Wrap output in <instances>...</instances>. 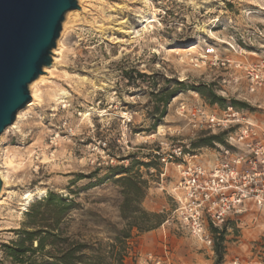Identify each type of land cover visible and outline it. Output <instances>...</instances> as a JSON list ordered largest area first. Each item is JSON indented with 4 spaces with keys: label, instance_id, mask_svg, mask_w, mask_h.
<instances>
[{
    "label": "rangeland",
    "instance_id": "rangeland-1",
    "mask_svg": "<svg viewBox=\"0 0 264 264\" xmlns=\"http://www.w3.org/2000/svg\"><path fill=\"white\" fill-rule=\"evenodd\" d=\"M63 41L61 59L38 86L39 104L26 110L21 131L11 128L0 138V169L9 178L0 198V264H12L1 245L16 238L14 230L29 206L49 191L72 196L98 215L77 217L88 221L87 234L108 240L105 222H121L114 169L134 162L150 164L134 167L148 180L143 207L165 221L136 232L129 264H139L147 252L170 264H264V209L252 208L222 229L211 228L213 244L203 243L176 220L175 179L162 184L155 155L168 143V148L184 146L200 160L216 159L217 144L198 147L197 142L222 133L199 131L192 137L177 113L181 102L220 111L233 106L264 128V91L250 92L245 80L236 83L234 72L221 65L225 58H264V0H87ZM177 82L188 87L161 115L154 94ZM198 86L206 88V97ZM209 90L221 104L210 103Z\"/></svg>",
    "mask_w": 264,
    "mask_h": 264
},
{
    "label": "built area",
    "instance_id": "built-area-1",
    "mask_svg": "<svg viewBox=\"0 0 264 264\" xmlns=\"http://www.w3.org/2000/svg\"><path fill=\"white\" fill-rule=\"evenodd\" d=\"M221 65L234 72L236 83L245 80L250 92L264 91V58L256 62L225 58ZM177 113L187 122L192 137L199 131L226 135V143L217 144L214 161L200 160L182 145L168 148L164 143L155 151L162 184L168 177L175 179L171 195L176 220L191 236L212 245L211 228L222 229L252 208L264 209V128L233 106L220 111L205 103L188 106L181 102ZM138 263L170 264L153 252L141 256Z\"/></svg>",
    "mask_w": 264,
    "mask_h": 264
},
{
    "label": "trees",
    "instance_id": "trees-1",
    "mask_svg": "<svg viewBox=\"0 0 264 264\" xmlns=\"http://www.w3.org/2000/svg\"><path fill=\"white\" fill-rule=\"evenodd\" d=\"M187 87L185 82H177L173 87L156 92L154 97L159 105L157 111L163 115L170 100ZM195 89L206 97V88L198 86ZM208 92L211 104H221L223 99L213 90ZM224 135L222 133L204 138L197 142V146L225 144ZM139 163L150 165L134 162L131 166H118L114 169L119 176L115 182L120 186L122 195L119 205L121 222L114 224L105 220L110 228L111 236L108 240L87 234L88 221L77 217L78 213L95 217H99L98 215L86 209L72 196L49 191L29 206L22 226L14 230L16 238L1 245L5 258L12 264H129L131 240L136 232L152 231L165 221L163 214L143 207L148 180L140 170L134 169L135 164ZM70 193L74 195L76 192L70 190ZM76 224L80 225L76 228Z\"/></svg>",
    "mask_w": 264,
    "mask_h": 264
},
{
    "label": "water",
    "instance_id": "water-1",
    "mask_svg": "<svg viewBox=\"0 0 264 264\" xmlns=\"http://www.w3.org/2000/svg\"><path fill=\"white\" fill-rule=\"evenodd\" d=\"M78 8V0H0V136L31 101L30 84L47 73L66 14Z\"/></svg>",
    "mask_w": 264,
    "mask_h": 264
},
{
    "label": "bare ground",
    "instance_id": "bare-ground-1",
    "mask_svg": "<svg viewBox=\"0 0 264 264\" xmlns=\"http://www.w3.org/2000/svg\"><path fill=\"white\" fill-rule=\"evenodd\" d=\"M87 0H80V4L81 6L83 7L84 9V3L86 2ZM89 1V0H88ZM86 7V6H85ZM80 15V8L78 9H75V10H72V11H69L67 14H66V21L64 22L63 24V31H62V34H61V37H59L58 39V43L56 45V47L54 48V51L53 53L55 54H52L53 56V63L51 66H46L44 68V71H47V72H51L55 66H56V63L58 62V60H60V56L62 55L63 53V49H64V41H63V38L64 36L66 35L68 29L71 28L72 26V22L77 19V17ZM152 16V15H151ZM155 17V16H154ZM154 20L151 19V18H147L146 22H152ZM77 23V22H76ZM75 25V24H74ZM46 80H48L47 78V75H45V73L41 74L35 81H33L31 84H30V87L32 89V97L33 99L30 101L31 103L28 104L24 109L20 110L18 112V115H17V118L15 120V122L8 126L5 131L2 133V135L0 136V138L2 139L4 137V135L8 132V130H10L11 128H16L18 131L20 130V124H21V121L22 119L24 118V114L26 112V110L31 107V106H34L35 103H38L40 100H41V96H40V91H39V85L44 83ZM39 104V103H38ZM28 111V110H27ZM21 131V130H20ZM11 160L9 159V162ZM8 162V163H9ZM14 162V161H13ZM5 165H7L5 163ZM0 176L2 178V181H3V188H2V191H1V194H0V198L6 193V190H7V187H8V184H9V178H8V175H7V171L5 170H2L0 169ZM32 193H28L26 195V202L24 204V208L26 209L27 205L30 203V201L32 200ZM43 195V194H41ZM40 195V196H41ZM25 198V197H24Z\"/></svg>",
    "mask_w": 264,
    "mask_h": 264
}]
</instances>
